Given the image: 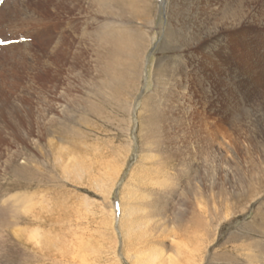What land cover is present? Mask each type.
<instances>
[{
	"label": "rangeland",
	"instance_id": "374dc122",
	"mask_svg": "<svg viewBox=\"0 0 264 264\" xmlns=\"http://www.w3.org/2000/svg\"><path fill=\"white\" fill-rule=\"evenodd\" d=\"M113 1L0 0V264H264V122L242 118L263 116L264 0L236 3L217 67L194 45L203 1Z\"/></svg>",
	"mask_w": 264,
	"mask_h": 264
},
{
	"label": "bare ground",
	"instance_id": "6f19581e",
	"mask_svg": "<svg viewBox=\"0 0 264 264\" xmlns=\"http://www.w3.org/2000/svg\"><path fill=\"white\" fill-rule=\"evenodd\" d=\"M113 0H95V3H98V5H100V8H106L108 7V4H110ZM115 1V0H114ZM113 1V2H114ZM120 1V0H119ZM203 1L204 4V17L202 19V27L198 26V31H201L202 33H204V41L198 40L196 43H194V45L196 44V48H200V49H204V53H202L201 55L204 56V59L209 58L210 59V66L212 67H217L219 66V60L218 62H216L217 59H221L222 56L224 55H229V51H234L231 49V47L229 46L230 44V38L227 36L230 33H239L242 32L245 29V24L246 22H248V19H246L247 15L246 14H242L241 16L238 13V5L236 4L238 1L240 0H201ZM76 2V1H75ZM117 2V1H115ZM198 2V1H197ZM122 3V1H121ZM118 4L117 7L120 6V4ZM125 3V2H124ZM141 3V2H140ZM131 4V3H130ZM75 5V4H74ZM113 5V4H112ZM115 5V4H114ZM125 5V4H124ZM198 6L201 5V2L199 4H197ZM111 7V6H110ZM113 7V6H112ZM123 7V5H122ZM121 6L119 8H122ZM125 7V6H124ZM137 7V6H136ZM126 8V7H125ZM124 8V9H125ZM143 8V7H142ZM145 8V7H144ZM203 8V7H202ZM135 9V7L133 8ZM100 10V9H98ZM116 10V9H115ZM123 10V9H122ZM114 11V10H113ZM209 11H215L216 13L220 12V17L218 19V23H214L212 20L213 18L211 17V15L209 14ZM209 12V13H208ZM38 13V12H37ZM148 14V13H146ZM180 14V12H179ZM136 15V14H135ZM249 15V14H248ZM197 16V15H196ZM36 17V15H35ZM196 18V17H195ZM200 19V18H199ZM198 19V20H199ZM41 21V20H40ZM48 21V20H47ZM197 21V20H195ZM201 21V20H200ZM42 22V21H41ZM222 24L221 26H219V24ZM171 24V23H170ZM183 24V23H182ZM196 24V23H195ZM199 24V23H198ZM40 25V24H39ZM38 26V25H37ZM196 26V25H195ZM140 30V29H139ZM197 30V29H196ZM197 31V33H198ZM122 32V31H121ZM129 32V31H128ZM144 32V31H142ZM195 32V31H194ZM117 33V32H116ZM120 33V32H119ZM124 34V33H123ZM127 34V32L125 33ZM196 34V33H195ZM223 34H226L225 36H223ZM112 35V34H111ZM108 36V37H111ZM115 35V34H114ZM118 35V34H117ZM129 35V34H128ZM132 35V34H131ZM134 35V34H133ZM132 35V36H133ZM240 38L241 36H243L242 34H239ZM237 35V36H239ZM102 36V35H101ZM125 36V35H124ZM104 37V36H103ZM106 37V36H105ZM118 37V36H117ZM134 37V36H133ZM140 37H135L133 39V41H123V42H119V40H115L116 42L114 43L115 45L111 48H108L107 50V56L109 57L108 60H113L114 62H121L122 60V56L124 53L129 56L128 58L130 59L131 57L136 59L137 54L139 53L140 48L143 47V42L142 40H140ZM107 38V37H106ZM113 38V37H111ZM116 38V36H115ZM143 38V37H142ZM131 39V38H130ZM232 40V39H231ZM208 42V44L210 43V48H206V43ZM113 43V42H112ZM226 45V46H225ZM108 46V45H107ZM112 46V45H111ZM211 46H213V48H211ZM225 46V47H223ZM109 47V46H108ZM107 48V47H106ZM262 49V48H261ZM263 52V51H262ZM106 53V52H105ZM145 55V54H144ZM106 56V55H105ZM216 57V58H215ZM226 57V56H225ZM107 58V57H106ZM127 58V59H128ZM122 63V62H121ZM254 64V63H253ZM248 65V64H247ZM246 65V66H247ZM264 68V66H262ZM220 68V67H218ZM113 69L112 65H109V63L107 62V65L105 67V72H107L108 74L111 72V70ZM209 69V68H208ZM260 71L263 73L264 75V69L259 68ZM230 70V69H229ZM221 74L219 73L217 75L218 79L217 80H223L225 82V85H230V84H234L235 86L238 87V84L240 83V79L242 78V75L240 74V69L237 68L234 70L231 69V72H227L223 70H221ZM176 82V81H175ZM185 82V81H184ZM235 82V83H234ZM173 91V90H172ZM241 91V90H240ZM206 93V91L204 92ZM202 99V98H201ZM209 99V98H208ZM262 99V98H261ZM206 102V101H205ZM232 108V107H231ZM231 108H227L226 106L224 107V110L222 112H220L222 117H225L226 115H228V113H232L233 110H231ZM254 109V108H253ZM218 110V109H217ZM239 110V109H238ZM260 110L263 111V116H257L253 113L251 114H243L242 118H248L247 121L251 122L255 127H259L261 125L262 122H264V104H260ZM248 111V110H247ZM158 114V113H157ZM158 116V115H157ZM160 118V116H158ZM162 117V116H161ZM255 117V118H254ZM221 119V118H219ZM241 119V120H244ZM160 120V119H159ZM221 122V121H220ZM248 122V123H249ZM227 123V121H226ZM221 124V123H220ZM251 124V125H252ZM66 126V125H65ZM233 129V128H232ZM210 133V131H208ZM207 133V132H206ZM66 134V133H64ZM63 134V135H64ZM231 134V133H229ZM264 134V133H263ZM70 135V134H69ZM206 135V134H205ZM215 135H218L217 132H215L214 135H212L213 137ZM233 135V134H231ZM71 136V135H70ZM74 137V136H73ZM233 138V137H232ZM229 146V145H228ZM231 148V145L229 146ZM256 195H254L255 197L260 196L258 193H255ZM123 198V197H122ZM194 198V197H193ZM201 202V201H200ZM199 203V202H198ZM202 203V202H201ZM133 209V208H132ZM125 205L123 206V211H125ZM189 210V209H188ZM114 211V210H113ZM134 212V210H132ZM126 212V211H125ZM188 212V211H187ZM186 212V213H187ZM114 213V212H113ZM189 213V212H188ZM136 214V213H135ZM185 214V213H184ZM190 214V213H189ZM134 215V214H133ZM181 215V214H180ZM196 216V215H195ZM188 217V216H187ZM138 218V217H137ZM186 218V217H185ZM195 218V217H194ZM199 219V217H198ZM181 221V220H180ZM196 222V221H195ZM133 223V222H132ZM198 224H196L197 226L195 228H193L192 230H187L185 233L180 234L178 232V238L182 239L181 241H185V244L183 246L178 245L177 244V250L179 251V254H185L186 256V263H191L194 260H196V255L198 254H194L193 252H191L192 249H190L191 244L195 245L193 249H195V251H201V242L203 241V234L201 227V221L200 219L197 222ZM193 226V224H192ZM167 230V229H166ZM183 231V230H182ZM161 235V234H160ZM162 236V235H161ZM177 237V236H176ZM183 244V243H182ZM181 246V247H180ZM190 249V250H189ZM161 253V252H160ZM154 254V253H153ZM178 254V255H179ZM156 255V253H155ZM163 255V254H162ZM161 255V257H163ZM183 256V255H181ZM159 257V254L157 253L156 255V259ZM152 258V257H151ZM154 258V257H153ZM161 259V258H160ZM184 259V257H183ZM179 261V259H176L174 257H169L164 259H161V263L159 264H176ZM149 262V261H148ZM160 262V261H159ZM152 263V262H151ZM155 263V262H154ZM196 263V262H195Z\"/></svg>",
	"mask_w": 264,
	"mask_h": 264
}]
</instances>
